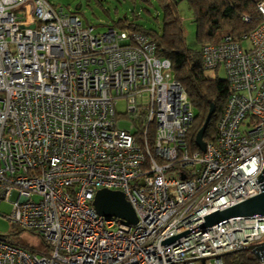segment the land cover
<instances>
[{
    "label": "built area",
    "instance_id": "built-area-1",
    "mask_svg": "<svg viewBox=\"0 0 264 264\" xmlns=\"http://www.w3.org/2000/svg\"><path fill=\"white\" fill-rule=\"evenodd\" d=\"M255 2L254 29L202 46L203 68L223 69L229 95L215 139L190 152L195 110L144 32H95L47 0H0V200L16 192L7 218L48 248L0 235V264H224L226 253L264 242L257 215L160 245L261 192L264 0ZM100 188L122 191L137 221L99 215Z\"/></svg>",
    "mask_w": 264,
    "mask_h": 264
},
{
    "label": "trees",
    "instance_id": "trees-1",
    "mask_svg": "<svg viewBox=\"0 0 264 264\" xmlns=\"http://www.w3.org/2000/svg\"><path fill=\"white\" fill-rule=\"evenodd\" d=\"M145 6H152V0H140ZM162 10V21L157 28H145L135 19L124 17L116 23L119 29L144 32L155 45V55L169 59L171 72L187 93L195 110V116L186 136L190 152L199 151L195 136L204 122L213 102L212 114L204 133V140L215 139L216 123L229 95L227 80L218 75V69L206 70L202 65L201 50L207 43H218L225 35L240 39L254 29L262 20L255 0H187L196 24V40L200 48H190L185 43L182 20L176 9V2L156 0ZM145 7V8H146ZM134 17V15H133ZM245 18H247L245 20ZM113 27V26H112ZM224 264H257V259L247 250L223 256Z\"/></svg>",
    "mask_w": 264,
    "mask_h": 264
},
{
    "label": "rangeland",
    "instance_id": "rangeland-1",
    "mask_svg": "<svg viewBox=\"0 0 264 264\" xmlns=\"http://www.w3.org/2000/svg\"><path fill=\"white\" fill-rule=\"evenodd\" d=\"M54 7H62L63 10L78 15L83 23L93 27L95 32H104L108 27L117 26L119 19L127 17L142 24L145 28H157V21H162V10L156 0H152V6H145L140 0H47ZM176 2V9L182 20L185 43L190 48H200L196 40V24L193 20V13L187 0H171ZM146 7V8H145ZM134 15V17H133ZM243 48L247 47V42L242 43ZM218 75L225 77L223 69L218 70ZM118 112V120L121 127L128 128L129 121L126 118V101L118 99L115 104ZM17 198V193L12 192L9 201L0 200V235L9 242L26 246L35 252H46L48 250L45 241L37 232L23 229L12 223L7 218L12 208L11 201Z\"/></svg>",
    "mask_w": 264,
    "mask_h": 264
},
{
    "label": "water",
    "instance_id": "water-1",
    "mask_svg": "<svg viewBox=\"0 0 264 264\" xmlns=\"http://www.w3.org/2000/svg\"><path fill=\"white\" fill-rule=\"evenodd\" d=\"M214 112V103L210 101L209 109L205 116L204 122L195 136L196 145L202 152H204L206 148L204 133ZM257 180L261 189L260 193L248 197L225 209H217L203 216V221L200 224L161 240L160 245H164L196 228L211 226L230 217H252L257 215H264V167L261 173L257 176ZM93 206L99 215L106 217H116L129 223H135L137 221L135 210L125 197L124 193L120 190H111L107 188L98 189L94 195ZM251 249L254 251L260 261L264 260V242L253 244L250 246H243L234 252Z\"/></svg>",
    "mask_w": 264,
    "mask_h": 264
}]
</instances>
